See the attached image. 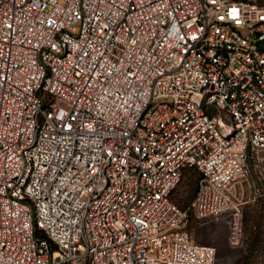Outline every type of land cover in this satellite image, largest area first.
<instances>
[{
    "label": "built area",
    "instance_id": "built-area-1",
    "mask_svg": "<svg viewBox=\"0 0 264 264\" xmlns=\"http://www.w3.org/2000/svg\"><path fill=\"white\" fill-rule=\"evenodd\" d=\"M263 153L264 4L0 0V264H216Z\"/></svg>",
    "mask_w": 264,
    "mask_h": 264
},
{
    "label": "rangeland",
    "instance_id": "rangeland-1",
    "mask_svg": "<svg viewBox=\"0 0 264 264\" xmlns=\"http://www.w3.org/2000/svg\"><path fill=\"white\" fill-rule=\"evenodd\" d=\"M264 4V0H247ZM264 174L263 159L257 163L253 177ZM189 190L188 179H184L175 192V197L185 198ZM228 214L207 217L200 221L191 220L188 228L197 243L213 245L216 248V264H264V197L243 207L242 245L231 246L228 241Z\"/></svg>",
    "mask_w": 264,
    "mask_h": 264
},
{
    "label": "trees",
    "instance_id": "trees-1",
    "mask_svg": "<svg viewBox=\"0 0 264 264\" xmlns=\"http://www.w3.org/2000/svg\"><path fill=\"white\" fill-rule=\"evenodd\" d=\"M200 176H201L200 172L194 167H186L183 170L179 183L173 189L170 195V199L172 200V202L175 203L179 208L186 209L190 205L192 199L196 194ZM185 178L188 179V185H189V190L187 191L188 192L187 195L185 196V198L178 197V195L175 197L176 190L178 189V187Z\"/></svg>",
    "mask_w": 264,
    "mask_h": 264
}]
</instances>
